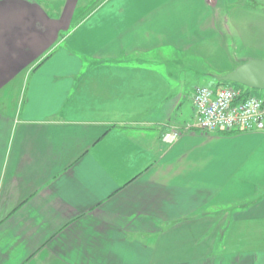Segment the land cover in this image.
<instances>
[{"label": "crops", "instance_id": "crops-1", "mask_svg": "<svg viewBox=\"0 0 264 264\" xmlns=\"http://www.w3.org/2000/svg\"><path fill=\"white\" fill-rule=\"evenodd\" d=\"M92 1L0 0V264H264V132L182 131L241 0Z\"/></svg>", "mask_w": 264, "mask_h": 264}, {"label": "rangeland", "instance_id": "rangeland-1", "mask_svg": "<svg viewBox=\"0 0 264 264\" xmlns=\"http://www.w3.org/2000/svg\"><path fill=\"white\" fill-rule=\"evenodd\" d=\"M51 1L39 2L47 6V3ZM241 2L242 0L231 6V9L226 12V15L230 13L224 29L223 48L214 55H207V57L204 56V59H201L198 64L201 71L199 74L220 77L226 71L235 69L248 59L264 60V0H243L242 4ZM47 7L50 12L53 11V6L48 5ZM192 81L193 77L191 86L194 82ZM199 81L197 83L202 86L210 88L216 86V81L211 77L200 78ZM189 84L185 86L187 90L191 87ZM222 86L231 87L242 94L250 96L261 97L264 95V90L249 89L239 84L224 83ZM223 231L224 237H228L225 234L227 230ZM234 232L236 233L233 236H244L246 234L249 236H264V229L258 228L234 230Z\"/></svg>", "mask_w": 264, "mask_h": 264}, {"label": "built area", "instance_id": "built-area-1", "mask_svg": "<svg viewBox=\"0 0 264 264\" xmlns=\"http://www.w3.org/2000/svg\"><path fill=\"white\" fill-rule=\"evenodd\" d=\"M241 95L231 87H196L192 95L193 118L183 126L182 131L264 132V95ZM174 130L172 135L179 134Z\"/></svg>", "mask_w": 264, "mask_h": 264}, {"label": "water", "instance_id": "water-1", "mask_svg": "<svg viewBox=\"0 0 264 264\" xmlns=\"http://www.w3.org/2000/svg\"><path fill=\"white\" fill-rule=\"evenodd\" d=\"M219 82H231L249 89L264 90V60L248 59L227 75L215 77Z\"/></svg>", "mask_w": 264, "mask_h": 264}, {"label": "trees", "instance_id": "trees-1", "mask_svg": "<svg viewBox=\"0 0 264 264\" xmlns=\"http://www.w3.org/2000/svg\"><path fill=\"white\" fill-rule=\"evenodd\" d=\"M37 1H38V2H39V1L44 2V1H48V0H37ZM102 1H104V0H93V1L91 2V4H90L87 8H85V9L83 10V12L86 13V12L90 11L91 9H94V8L97 7ZM51 2H52V1H51ZM51 2L47 3V5H50ZM215 81H216V80H215ZM224 83H231V82H219V81H216V86H215V88L222 86V84H224ZM233 84H234V83H233ZM241 94H242V93H241ZM245 96H249V95H248V94H242V95H241V97H245Z\"/></svg>", "mask_w": 264, "mask_h": 264}]
</instances>
